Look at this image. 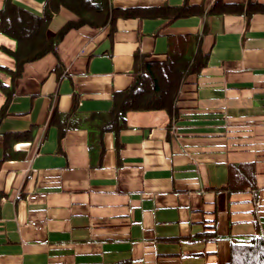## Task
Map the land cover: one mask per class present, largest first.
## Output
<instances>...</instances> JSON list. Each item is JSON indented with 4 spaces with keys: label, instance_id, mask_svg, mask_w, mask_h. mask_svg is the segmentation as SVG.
Instances as JSON below:
<instances>
[{
    "label": "crops",
    "instance_id": "0c3cea01",
    "mask_svg": "<svg viewBox=\"0 0 264 264\" xmlns=\"http://www.w3.org/2000/svg\"><path fill=\"white\" fill-rule=\"evenodd\" d=\"M101 1L59 5L45 39L76 26L0 77V264H225L264 235V0ZM171 60L174 115L119 124Z\"/></svg>",
    "mask_w": 264,
    "mask_h": 264
},
{
    "label": "trees",
    "instance_id": "16d2710c",
    "mask_svg": "<svg viewBox=\"0 0 264 264\" xmlns=\"http://www.w3.org/2000/svg\"><path fill=\"white\" fill-rule=\"evenodd\" d=\"M67 1V3H66ZM79 2V4L77 2ZM49 0L43 10V17L39 18L27 11L17 8L12 0H4L0 8V34L5 35L15 41L13 50L1 46V51L8 55L14 63L13 69L0 65L1 74H7L11 77L19 75L21 66L27 62L41 57L59 41L64 33L76 24H67L52 40H46L44 30L53 13L57 11L59 5L68 4L73 8V4L80 5L83 8L96 5L98 13L104 12L106 3L99 0ZM84 2V3H83ZM95 8V7H94ZM96 9V8H95ZM84 20L82 17L79 22ZM172 63L162 64L151 63L155 68L146 65V71L150 76L151 86L144 83V87H138L137 83L130 89L121 94L125 96V101L120 107L119 112L115 111V120L119 124L123 123L125 112L165 109L173 116L175 113L174 102L176 100V84L181 76L173 73ZM157 71V72H155ZM6 84L0 79V90H5ZM114 113V112H113ZM110 113V114H113ZM2 114H0L1 119ZM229 261L225 264H264V237L256 235L248 236L247 239L240 237L239 240L232 241ZM117 264H128L120 262Z\"/></svg>",
    "mask_w": 264,
    "mask_h": 264
},
{
    "label": "rangeland",
    "instance_id": "374dc122",
    "mask_svg": "<svg viewBox=\"0 0 264 264\" xmlns=\"http://www.w3.org/2000/svg\"><path fill=\"white\" fill-rule=\"evenodd\" d=\"M1 44L2 45L11 46L13 44V41H12L11 38L0 34V45ZM8 58H9L8 55H6L5 53H3V52L0 51V63H6V64H8L6 62V59H8ZM0 77L1 78L3 77L2 74H1V71H0ZM258 205H259V202L256 201L255 202V207H257ZM256 236H259V237H262V238L264 237V235H256ZM244 239H246V238H244Z\"/></svg>",
    "mask_w": 264,
    "mask_h": 264
},
{
    "label": "built area",
    "instance_id": "2783aa9c",
    "mask_svg": "<svg viewBox=\"0 0 264 264\" xmlns=\"http://www.w3.org/2000/svg\"><path fill=\"white\" fill-rule=\"evenodd\" d=\"M24 146V144H21V147H23Z\"/></svg>",
    "mask_w": 264,
    "mask_h": 264
}]
</instances>
